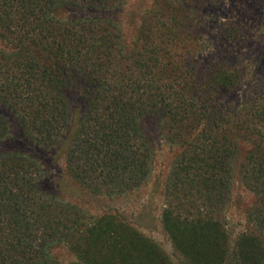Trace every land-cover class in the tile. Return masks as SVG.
<instances>
[{
    "label": "trees",
    "instance_id": "16d2710c",
    "mask_svg": "<svg viewBox=\"0 0 264 264\" xmlns=\"http://www.w3.org/2000/svg\"><path fill=\"white\" fill-rule=\"evenodd\" d=\"M105 1L121 0H0V104L27 139L61 147L69 178L106 195L136 189L150 177L154 149L141 121L155 117L167 139L184 146L165 183L162 214L174 250L187 264H222L229 249L238 263L256 264L263 249L259 234L243 232L231 247L222 211L230 202L240 123L252 144L241 164V181L264 203V132L259 139L251 135L256 125L264 129V105L252 112L250 104L244 114L227 111L223 120L216 110L217 118L193 135L216 105L205 111L198 106L197 75L165 57L162 44L149 42L151 27L140 32V47L125 53L115 23L56 15L86 8L94 14ZM165 26L157 31L174 36V28ZM234 79L231 72L216 71L212 91L205 93L218 96ZM73 93L82 105L76 120L80 105L71 101ZM10 132L0 111V142ZM43 179L38 159L0 150V264H59L51 249L60 244L76 255L67 264H173L131 225L114 216L88 217L46 191ZM255 214L248 218L264 230V213Z\"/></svg>",
    "mask_w": 264,
    "mask_h": 264
},
{
    "label": "rangeland",
    "instance_id": "374dc122",
    "mask_svg": "<svg viewBox=\"0 0 264 264\" xmlns=\"http://www.w3.org/2000/svg\"><path fill=\"white\" fill-rule=\"evenodd\" d=\"M89 10H58L56 15L58 18L91 15L115 23L121 32L125 53L140 47L144 41V35L140 32L146 31V26L151 27L150 31H146L150 32L149 42L156 46L162 44L166 47L163 50L167 54L165 57L173 58V62L183 69L194 71L199 84L194 86L195 93L201 97L198 106L204 111L215 105L216 109L207 110L211 116L207 119L205 113L193 135L204 128L205 121L216 117V110L218 119L223 120L227 111L244 114L250 104L253 105L252 112L264 105V0H121L120 3L102 2L94 8V14H89ZM164 24L174 28V36L166 38L162 36V30L157 31L160 27L164 29ZM164 41L169 44L165 45ZM155 48L159 50V47ZM157 53L163 54L162 51ZM223 70L235 77L232 86L226 92L220 91L217 97L215 94L209 96L205 92L212 91L214 73ZM71 101L80 105L74 113L76 120L82 106L81 99L77 93H73ZM0 111L7 116L11 125L9 136L0 142V150L21 151L38 159L43 166L42 186L46 191L80 208L88 217H116L157 244L173 264H187L174 250L162 216L168 202L165 183L174 167V160L184 146L167 139L164 126L161 127L155 117L141 121L154 149L150 177L136 189L106 195L88 191L74 182L65 171L61 147H47L27 139L9 108L0 104ZM236 127L240 129L241 137L236 141L237 153L231 170L230 202L222 215L227 223L231 247L243 232L259 234L263 249L255 261L256 264H264V230L256 229L254 220L248 218L250 213L254 215L256 212L255 216L263 214L264 203H260L259 195L241 181V164L252 144L243 137L245 126L240 123ZM261 128L256 125L253 132L250 131L253 138H260L264 132ZM234 252V249H229L222 264H248L247 261L238 263ZM51 253L59 264L76 260V255L66 244L54 246Z\"/></svg>",
    "mask_w": 264,
    "mask_h": 264
}]
</instances>
